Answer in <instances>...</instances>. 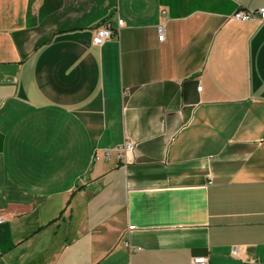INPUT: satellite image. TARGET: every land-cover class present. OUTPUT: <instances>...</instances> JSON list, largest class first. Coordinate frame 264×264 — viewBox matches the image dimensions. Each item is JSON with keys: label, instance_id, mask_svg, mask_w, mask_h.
Returning <instances> with one entry per match:
<instances>
[{"label": "crops", "instance_id": "crops-1", "mask_svg": "<svg viewBox=\"0 0 264 264\" xmlns=\"http://www.w3.org/2000/svg\"><path fill=\"white\" fill-rule=\"evenodd\" d=\"M257 9L0 0V264L264 263Z\"/></svg>", "mask_w": 264, "mask_h": 264}, {"label": "built area", "instance_id": "built-area-1", "mask_svg": "<svg viewBox=\"0 0 264 264\" xmlns=\"http://www.w3.org/2000/svg\"><path fill=\"white\" fill-rule=\"evenodd\" d=\"M232 18L236 21H250V20H258L264 22V9H257V10H239L233 14ZM116 26L119 29L123 26V21L120 19L116 20ZM158 32V41H163V25L157 26ZM113 34V28L111 23H105L99 27H97L94 31V36L92 43L94 46H101L104 42L108 41ZM198 91L201 90V87L197 89ZM117 152L119 157H125L128 153L132 152L133 147L129 143H124L123 145L117 147ZM4 220L0 218V223ZM135 227L130 226L128 230H133ZM127 245V243H125ZM243 251L242 247H232L230 249V255L235 258L239 259L241 252ZM192 264H209L208 259L205 257H198L192 261ZM244 264H264L261 263L258 259L251 258Z\"/></svg>", "mask_w": 264, "mask_h": 264}]
</instances>
